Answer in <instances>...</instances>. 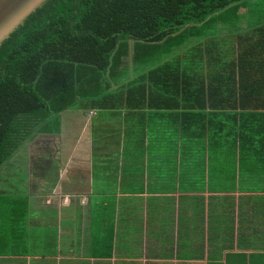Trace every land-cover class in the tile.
<instances>
[{"label": "crops", "instance_id": "0c3cea01", "mask_svg": "<svg viewBox=\"0 0 264 264\" xmlns=\"http://www.w3.org/2000/svg\"><path fill=\"white\" fill-rule=\"evenodd\" d=\"M171 62L187 77L204 73L210 92L202 96L194 84L184 93L166 85L165 92L142 91L149 79L136 74L112 88V100L122 104L67 108L55 120L59 135L40 136L20 150L10 164L25 187L14 192L0 182L3 244L56 236L61 248L48 255L50 264H264V106L254 103L264 95L245 94L243 102L236 95L215 109L209 98L222 95L213 88L219 72L196 65L183 72L190 65L179 55ZM200 114L215 121L203 141ZM237 114L247 140L234 159L228 116ZM204 152L213 174L201 178ZM17 195L31 202L13 231ZM255 213L262 218L257 224ZM111 225V250L85 246L91 228L100 236ZM41 260L29 251L0 253V264H47Z\"/></svg>", "mask_w": 264, "mask_h": 264}, {"label": "trees", "instance_id": "16d2710c", "mask_svg": "<svg viewBox=\"0 0 264 264\" xmlns=\"http://www.w3.org/2000/svg\"><path fill=\"white\" fill-rule=\"evenodd\" d=\"M254 1L48 0L0 46V182L9 191L24 188L21 173L10 164L20 150L40 136L59 135L55 120L59 122L67 108L74 110L76 105L84 104L93 110L103 103V109L108 110L113 103L122 104L112 100V88L119 82L141 74L143 79H149L142 91L165 92L166 85L169 91L178 89L184 93L191 91L194 84L202 96L210 92L204 73H195L197 77L189 73L187 77L172 67L171 61H177L178 55L179 60L190 65L183 66V72L192 71V65L219 72L218 84L213 88L222 95L209 98L215 109L228 105L236 95H240L241 102L245 94L264 95V14L258 8H247ZM240 8L248 12L242 15L246 19L242 30L211 34L209 26L217 17ZM254 103L264 106L261 97H256ZM228 118L234 123L236 159V153L241 154L245 147L241 143L245 144L247 133L242 126L238 130L239 114ZM209 123L215 124L214 119L199 115L202 141L208 137ZM253 146L255 154H260V145ZM150 153L157 155L155 151ZM198 161L201 178L211 176L213 168L205 169V164H210L205 152ZM14 199L18 209L12 212L9 227L16 231L17 225L27 219L31 201L28 195ZM7 209L12 211L11 207ZM90 231L85 246L90 245L92 251L113 248L112 225L100 236L96 228ZM34 241L31 244L22 240L9 247L0 238V253L29 251L39 253L41 262L52 263L46 258L58 254L59 239L41 235Z\"/></svg>", "mask_w": 264, "mask_h": 264}, {"label": "water", "instance_id": "95a60500", "mask_svg": "<svg viewBox=\"0 0 264 264\" xmlns=\"http://www.w3.org/2000/svg\"><path fill=\"white\" fill-rule=\"evenodd\" d=\"M48 0H0V46Z\"/></svg>", "mask_w": 264, "mask_h": 264}, {"label": "rangeland", "instance_id": "374dc122", "mask_svg": "<svg viewBox=\"0 0 264 264\" xmlns=\"http://www.w3.org/2000/svg\"><path fill=\"white\" fill-rule=\"evenodd\" d=\"M247 8L251 10L258 8L261 14H264V0H255ZM246 14H248V12L243 11L241 8L237 9L235 12L231 11L224 13L222 16L217 17L216 20H214V23L209 26L212 30L211 34L214 35L213 32L226 34L231 31L234 32L236 28H241L242 30L246 26V19L242 15ZM239 21L241 22L240 25H238ZM261 219L262 218L259 213H255L252 216V220L255 224H257L258 220L261 221ZM46 259L50 261L51 257H47Z\"/></svg>", "mask_w": 264, "mask_h": 264}]
</instances>
